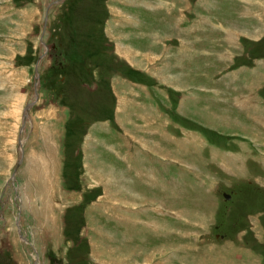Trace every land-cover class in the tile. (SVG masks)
Listing matches in <instances>:
<instances>
[{
  "label": "rangeland",
  "instance_id": "1",
  "mask_svg": "<svg viewBox=\"0 0 264 264\" xmlns=\"http://www.w3.org/2000/svg\"><path fill=\"white\" fill-rule=\"evenodd\" d=\"M227 1L208 4L233 22ZM160 7L177 21L145 31ZM185 8L0 0V264H264V74L241 95L238 78L223 77L238 64L216 63L209 41L200 55L216 77L175 65V25L206 32ZM34 151L47 154L27 177ZM157 205L165 215L147 209ZM118 214L153 220L161 240L115 224Z\"/></svg>",
  "mask_w": 264,
  "mask_h": 264
},
{
  "label": "crops",
  "instance_id": "2",
  "mask_svg": "<svg viewBox=\"0 0 264 264\" xmlns=\"http://www.w3.org/2000/svg\"><path fill=\"white\" fill-rule=\"evenodd\" d=\"M190 1L191 0H185V5L189 7L185 9H187L188 13H192V14L196 13L198 17L202 16L205 19L206 32L201 34L200 36H196L199 35L195 30V27L197 29V26L194 27L192 23L185 25L179 23L175 25L174 33H173V40L176 45L175 53H174L175 65L177 66L178 64L180 66L183 65L185 73L187 75H191V77L194 78L197 75L198 76L204 75L206 77L208 69H209V78L214 76L215 72L210 69L213 68L211 66V62H209V60L202 58L200 55L201 52H203V49L207 48L206 42L209 41V54L211 57L213 56L216 57L215 58L216 63L225 61L226 66H228L229 63L231 64V62L232 63L236 62L235 64H238V66L235 67L228 66L227 70L223 72V77L238 78L236 86L239 88L241 95L255 94V92L257 91V86L252 85V83L259 84L257 79L261 80L260 75L264 74V22H263L264 0H229V6L231 8H234L231 5L235 3L237 8L236 11H233V14L239 15L233 22L228 19L229 15L232 12H230L224 6L217 7L216 10H211L209 8V4L213 0H209V4H208V0H206L207 5L203 10L204 13L200 9L199 11H197L196 9H191ZM197 1L198 0H194L193 2L196 4ZM215 1L217 2V0ZM220 2L221 5H226L228 3L227 0H220ZM237 5H239V7H237ZM146 9L149 8L147 7ZM162 9H164V11ZM151 12L153 14L155 13L156 15L163 17V19L156 21L154 24H149L148 26H145L144 27L146 28L145 31L147 30L152 31V29H157L158 31H161L162 29L170 30L171 21L174 19L175 21H177L175 17L173 18L165 15V13H169L167 7L151 9ZM215 16H218V18H215ZM193 32H195V34H193ZM200 38L201 39L203 38L205 42H203V40H201ZM195 39L201 40L203 45L199 46V43H197V45L194 46L193 49L191 45L190 46L185 45L187 41H189L188 43H193ZM246 42H248L247 43L248 46H245ZM234 68L236 69L234 70ZM192 72H195L196 74H193ZM212 72H214V74H212ZM253 80L255 81L253 82ZM46 151L48 150L46 149ZM38 152L40 153V156H45L47 154V152L44 153L43 151H34L33 156L30 157L31 159L29 160L30 171L27 168V164L25 167V169L28 171L27 173L25 170V173L28 175L27 177L29 176L32 177L34 175L33 172L31 171L34 165L32 160L39 156ZM47 166L49 170L53 169L52 167L53 165H49L47 163ZM55 166H56L55 174L50 173V176L58 175L59 165L55 164ZM2 167L3 169H6L4 165H2ZM33 183L35 182L32 181L31 183L28 184L30 186L32 185L31 187L32 191L34 189H37V185H38L36 184V186L33 187L34 185ZM28 188L30 191V187ZM145 192L152 194L153 192L155 193L158 191L157 189H154V190H146ZM159 192H161L160 189ZM174 195L176 197L178 196L176 194ZM138 198L139 197H137V199ZM155 199H157V196L155 197ZM159 206L160 205L149 206L147 207V209L156 213L155 215L156 217H160L159 214L165 215L164 214L165 211L158 209ZM156 220L164 223L163 220H158V218H156ZM125 221L130 222L131 226L133 227V232L135 231L139 233L147 232L150 233V235L155 236V239L153 240L155 241L161 240L160 239L161 237H159V233L163 232V230H161L163 229V227L151 223V221L153 220H145L147 221V223L144 222L143 225H138L136 221L127 219L124 214H118L116 220H114L113 222L117 225L120 224L121 226H124ZM126 229H128V227ZM140 238L145 240V245H146L147 240L142 236H140ZM137 245L140 244L137 243ZM142 250H144V247L142 248ZM137 257L139 256L137 255ZM93 259H95L96 261L95 257ZM128 259L132 261L129 256H127L126 261ZM135 259L139 261V259L137 258ZM139 262L140 264H148L146 259L142 262L141 261ZM150 264H160V261L158 260L157 263H154V261H152Z\"/></svg>",
  "mask_w": 264,
  "mask_h": 264
},
{
  "label": "bare ground",
  "instance_id": "3",
  "mask_svg": "<svg viewBox=\"0 0 264 264\" xmlns=\"http://www.w3.org/2000/svg\"><path fill=\"white\" fill-rule=\"evenodd\" d=\"M52 177H53V175H52ZM41 198H43V199L45 200L44 203L46 204V203H47V200L45 199V197L42 196ZM26 204H28V200L26 201ZM37 215H38V214H37ZM43 217H44V216H43ZM47 218H48V217H47ZM49 219L51 220V218H49ZM51 221H52V220H51ZM48 223H49V222H48Z\"/></svg>",
  "mask_w": 264,
  "mask_h": 264
},
{
  "label": "water",
  "instance_id": "4",
  "mask_svg": "<svg viewBox=\"0 0 264 264\" xmlns=\"http://www.w3.org/2000/svg\"><path fill=\"white\" fill-rule=\"evenodd\" d=\"M41 56H43V54H42ZM37 64H38V63H37Z\"/></svg>",
  "mask_w": 264,
  "mask_h": 264
}]
</instances>
